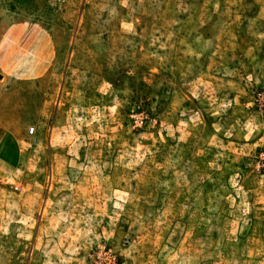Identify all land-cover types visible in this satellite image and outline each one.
Wrapping results in <instances>:
<instances>
[{
	"label": "rangeland",
	"instance_id": "rangeland-1",
	"mask_svg": "<svg viewBox=\"0 0 264 264\" xmlns=\"http://www.w3.org/2000/svg\"><path fill=\"white\" fill-rule=\"evenodd\" d=\"M0 123V264H264V0H0Z\"/></svg>",
	"mask_w": 264,
	"mask_h": 264
},
{
	"label": "crops",
	"instance_id": "crops-1",
	"mask_svg": "<svg viewBox=\"0 0 264 264\" xmlns=\"http://www.w3.org/2000/svg\"><path fill=\"white\" fill-rule=\"evenodd\" d=\"M8 134V129L0 123V181L11 177L19 162L18 144Z\"/></svg>",
	"mask_w": 264,
	"mask_h": 264
},
{
	"label": "built area",
	"instance_id": "built-area-1",
	"mask_svg": "<svg viewBox=\"0 0 264 264\" xmlns=\"http://www.w3.org/2000/svg\"><path fill=\"white\" fill-rule=\"evenodd\" d=\"M34 131H35L34 128H30V129L28 130V134H29V135H32V134L34 133Z\"/></svg>",
	"mask_w": 264,
	"mask_h": 264
}]
</instances>
